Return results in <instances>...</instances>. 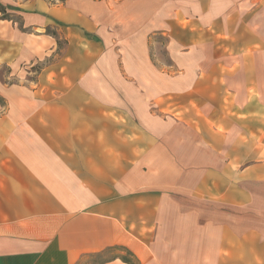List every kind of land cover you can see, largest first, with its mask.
Returning <instances> with one entry per match:
<instances>
[{
	"label": "crops",
	"instance_id": "obj_1",
	"mask_svg": "<svg viewBox=\"0 0 264 264\" xmlns=\"http://www.w3.org/2000/svg\"><path fill=\"white\" fill-rule=\"evenodd\" d=\"M0 4V264H264V0Z\"/></svg>",
	"mask_w": 264,
	"mask_h": 264
},
{
	"label": "trees",
	"instance_id": "obj_2",
	"mask_svg": "<svg viewBox=\"0 0 264 264\" xmlns=\"http://www.w3.org/2000/svg\"><path fill=\"white\" fill-rule=\"evenodd\" d=\"M0 12L4 18H9V15H7L5 8L1 4H0ZM47 32H50L54 36L56 35L54 31H50L47 29ZM0 102H1V99H0ZM111 250L117 251L118 253L115 254V257L120 258L122 261L128 264H136L133 254L126 248L121 247V246H116V247H113Z\"/></svg>",
	"mask_w": 264,
	"mask_h": 264
},
{
	"label": "rangeland",
	"instance_id": "obj_3",
	"mask_svg": "<svg viewBox=\"0 0 264 264\" xmlns=\"http://www.w3.org/2000/svg\"><path fill=\"white\" fill-rule=\"evenodd\" d=\"M12 15V14H11ZM13 18H16L15 15L12 16ZM61 45L63 44V40H60ZM152 52L154 54V57L159 60H163V57L160 52H162V47L160 45L152 46ZM7 69L4 67L0 68V73H6Z\"/></svg>",
	"mask_w": 264,
	"mask_h": 264
}]
</instances>
